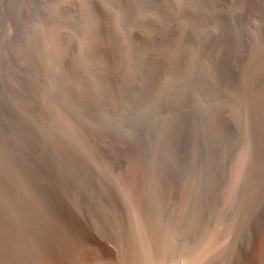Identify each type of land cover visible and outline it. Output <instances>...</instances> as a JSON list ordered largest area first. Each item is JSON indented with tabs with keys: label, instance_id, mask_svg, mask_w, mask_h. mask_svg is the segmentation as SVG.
<instances>
[{
	"label": "rangeland",
	"instance_id": "obj_1",
	"mask_svg": "<svg viewBox=\"0 0 264 264\" xmlns=\"http://www.w3.org/2000/svg\"><path fill=\"white\" fill-rule=\"evenodd\" d=\"M55 1L0 0V222L13 242L23 218L34 222L54 201L91 188L86 172L139 187L149 169L168 184L180 181L179 194L196 187L206 208V195L235 179L233 167L251 147L240 193L253 186L264 163V121L247 86L249 68L264 61V0H127L125 27L165 28L177 57L117 91L87 78L85 88L44 55ZM55 24L81 56L85 22ZM103 152L121 155V173ZM256 186L244 200L253 221L264 212V180ZM246 229L237 225L240 240Z\"/></svg>",
	"mask_w": 264,
	"mask_h": 264
},
{
	"label": "bare ground",
	"instance_id": "obj_2",
	"mask_svg": "<svg viewBox=\"0 0 264 264\" xmlns=\"http://www.w3.org/2000/svg\"><path fill=\"white\" fill-rule=\"evenodd\" d=\"M53 5L56 18L44 38V55L85 88L90 79L107 91L120 90L144 74L157 75L177 57L171 54V33L165 28L125 27L127 0H84L83 7H76L73 0H58ZM79 21L85 22L86 30L81 56L64 28L54 26ZM260 70L264 72L261 59L248 70L247 101L263 123ZM102 154L119 173L121 155ZM239 158L233 167L235 179L222 183L215 194L209 192L206 208L200 206L196 187L180 195V181L171 179L168 184L149 169L142 170L139 187L130 179L114 182L86 172L92 187L70 201H54L34 222L23 218V227L17 224L15 230L17 241L0 222V264H22V255L23 264H264V212L253 221L251 208L244 205L245 197L254 195L256 183L264 180V163L253 176L257 178L253 186L241 194L252 148ZM239 195H244L243 208L230 221ZM239 223L247 224L241 240Z\"/></svg>",
	"mask_w": 264,
	"mask_h": 264
}]
</instances>
